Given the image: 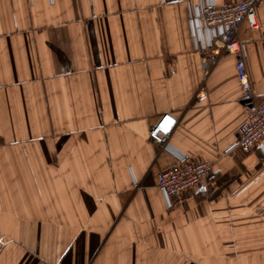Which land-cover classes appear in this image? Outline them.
I'll return each mask as SVG.
<instances>
[{"label": "crops", "instance_id": "crops-1", "mask_svg": "<svg viewBox=\"0 0 264 264\" xmlns=\"http://www.w3.org/2000/svg\"><path fill=\"white\" fill-rule=\"evenodd\" d=\"M242 1L0 0V264H264V142L228 152L248 116L235 59L204 80L192 22ZM257 22L238 39L264 106V3ZM180 157L214 168L168 204Z\"/></svg>", "mask_w": 264, "mask_h": 264}, {"label": "built area", "instance_id": "built-area-1", "mask_svg": "<svg viewBox=\"0 0 264 264\" xmlns=\"http://www.w3.org/2000/svg\"><path fill=\"white\" fill-rule=\"evenodd\" d=\"M263 3L264 0H244L224 7L201 5L192 15L195 28L198 25L209 35L208 41L200 42L197 47L203 79H208L223 56L229 55L235 59L237 77L243 91L242 103L248 116L239 128L237 142L228 152L234 149L249 152L264 142V106L255 102L246 67V49L238 39L240 26L245 22L253 29L258 27L257 10ZM202 91L196 96L195 103L206 100L207 95ZM176 123L177 119L172 115H162L150 130V141L164 149ZM213 168L211 163H193L186 157H180L176 164L159 174L158 188L170 204L172 198L185 191L202 187Z\"/></svg>", "mask_w": 264, "mask_h": 264}]
</instances>
